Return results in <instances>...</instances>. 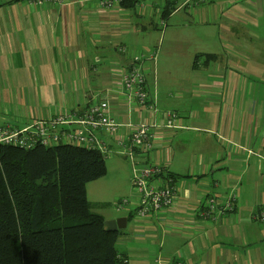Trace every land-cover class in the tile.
<instances>
[{
  "label": "crops",
  "instance_id": "0c3cea01",
  "mask_svg": "<svg viewBox=\"0 0 264 264\" xmlns=\"http://www.w3.org/2000/svg\"><path fill=\"white\" fill-rule=\"evenodd\" d=\"M141 1L101 12L98 0H0V126L82 113L102 99L118 120L137 121L118 92L119 70L134 51L156 49V14L167 6L174 16L178 4L146 0L140 9ZM187 13L207 33L202 52L216 57L195 62L192 54L191 76L169 92L157 81L158 58L145 68L158 107L177 111L183 124L158 134L153 149L175 177L176 205L145 220L129 210L104 217L127 218L117 248L128 264H264V223L253 216L264 206V42L254 43L264 39V0H207ZM217 39L224 51L211 47ZM209 196L219 204L213 220L199 215Z\"/></svg>",
  "mask_w": 264,
  "mask_h": 264
},
{
  "label": "trees",
  "instance_id": "16d2710c",
  "mask_svg": "<svg viewBox=\"0 0 264 264\" xmlns=\"http://www.w3.org/2000/svg\"><path fill=\"white\" fill-rule=\"evenodd\" d=\"M138 1L122 3L133 8ZM172 10L166 6L163 15ZM106 172L95 148L0 144V264H119L122 231L106 228L86 192L87 182Z\"/></svg>",
  "mask_w": 264,
  "mask_h": 264
},
{
  "label": "built area",
  "instance_id": "2783aa9c",
  "mask_svg": "<svg viewBox=\"0 0 264 264\" xmlns=\"http://www.w3.org/2000/svg\"><path fill=\"white\" fill-rule=\"evenodd\" d=\"M39 4L59 3L65 0H34ZM79 4L89 0H76ZM151 1V0H148ZM175 11L185 9L192 13L207 0H176ZM123 0H98V10L106 12L123 8ZM147 6L146 0L139 2V8ZM157 24L164 30L167 19L161 13L156 14ZM121 52H128L129 47L120 44ZM158 50L133 52L131 63L119 70L120 84L118 92L125 97L129 112L136 110L138 120L126 122L118 120L112 113L108 99L92 101L82 113L74 110L60 111L53 117L35 118L22 127L6 124L0 126V144H9L22 148H33L39 144L53 146L61 143L83 145L95 148L106 157L115 153L128 158L132 166L131 188L129 197L114 200L117 210H129L137 220H145L153 215L167 212L176 205L177 189L175 177L167 172L166 161H157L153 157L157 135L164 130L183 127L180 114L171 109L162 110L157 105L156 95L147 87L146 66L155 62ZM76 124V128L61 127ZM125 128V130H123ZM103 130L104 136L97 131ZM113 141V143L111 142ZM218 205L214 196H209L203 204L199 215L203 219H215ZM231 206V204H230ZM254 218L264 223V206H259ZM120 263L128 264L125 255L118 254ZM158 264L163 258L156 259ZM175 264H183L176 260Z\"/></svg>",
  "mask_w": 264,
  "mask_h": 264
},
{
  "label": "rangeland",
  "instance_id": "374dc122",
  "mask_svg": "<svg viewBox=\"0 0 264 264\" xmlns=\"http://www.w3.org/2000/svg\"><path fill=\"white\" fill-rule=\"evenodd\" d=\"M167 18V24L162 29H153L156 33L155 48L158 49L157 81L165 86L166 91L178 90L181 82L191 76V63L193 55L204 58L203 48L206 47L205 38L207 33L200 31L197 23L191 14L184 9ZM223 33V32H222ZM222 40L228 38L223 34ZM238 43L246 42V39L239 38ZM264 42L262 36L254 43ZM211 47H219V39L212 42ZM154 48V49H155ZM151 82V77L148 76ZM124 160L118 163L116 160ZM107 172L100 178L89 181L86 184L87 197L93 211L103 215L116 217L123 214L114 206V200L120 197H129L132 191L130 186L132 176V166L127 157L117 155L105 158ZM128 181V183H127Z\"/></svg>",
  "mask_w": 264,
  "mask_h": 264
},
{
  "label": "water",
  "instance_id": "95a60500",
  "mask_svg": "<svg viewBox=\"0 0 264 264\" xmlns=\"http://www.w3.org/2000/svg\"><path fill=\"white\" fill-rule=\"evenodd\" d=\"M105 226L108 230H119L125 228L127 225L126 217H118L114 219H106L104 221Z\"/></svg>",
  "mask_w": 264,
  "mask_h": 264
}]
</instances>
